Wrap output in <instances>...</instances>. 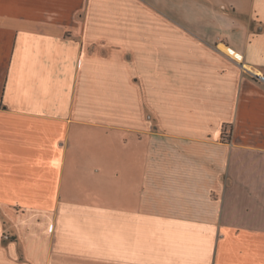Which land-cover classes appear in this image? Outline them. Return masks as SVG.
Wrapping results in <instances>:
<instances>
[{
	"label": "crops",
	"instance_id": "obj_1",
	"mask_svg": "<svg viewBox=\"0 0 264 264\" xmlns=\"http://www.w3.org/2000/svg\"><path fill=\"white\" fill-rule=\"evenodd\" d=\"M264 0H0V264H264Z\"/></svg>",
	"mask_w": 264,
	"mask_h": 264
},
{
	"label": "built area",
	"instance_id": "obj_2",
	"mask_svg": "<svg viewBox=\"0 0 264 264\" xmlns=\"http://www.w3.org/2000/svg\"><path fill=\"white\" fill-rule=\"evenodd\" d=\"M258 76H259L260 80H261L262 82H264V75L259 74Z\"/></svg>",
	"mask_w": 264,
	"mask_h": 264
}]
</instances>
